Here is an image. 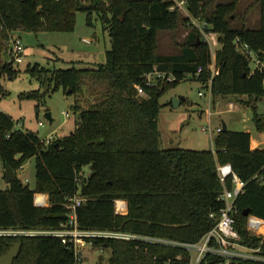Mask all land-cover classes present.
<instances>
[{"label": "trees", "instance_id": "16d2710c", "mask_svg": "<svg viewBox=\"0 0 264 264\" xmlns=\"http://www.w3.org/2000/svg\"><path fill=\"white\" fill-rule=\"evenodd\" d=\"M185 1L187 14L182 15L171 8L175 0H0V51L12 31L72 30L77 10L85 11L88 25L98 19L110 38L105 61L94 67L72 65L52 71L37 63L27 67L41 86H47L45 91L21 93L36 99V107L51 85V91L62 87L72 94L80 92L85 81L104 84L100 97L88 106L79 108L74 103L78 120L70 133L45 144L36 132L15 128L12 117L0 111V159L15 174L7 188L0 189V229L57 228L67 219V197L78 193L85 198L76 210L82 229L195 241L216 223L223 206L216 166L230 163L246 182L234 202L238 231L244 242L260 246L264 253V236L250 234L247 216L242 214L249 209L250 215L264 219V148H251V132L221 126L213 149L160 147L159 98L186 74L206 86L209 44L193 26L178 52H157L158 30H174L179 23L190 22V17L205 21L220 42L211 93L245 95L242 102L252 112L255 130L262 132L264 113L257 111L256 104L264 95V71L250 73L249 59L235 49L233 41L239 37L264 58V0H258L256 29L230 24L239 0L218 3L212 11L207 8L211 0ZM198 66L204 70L197 77ZM154 69L173 79L145 85L144 76ZM4 73L14 74L10 60L0 63V75ZM136 85L143 87L144 94L136 93ZM31 157L35 158L34 189L16 175ZM86 165L91 167L88 175L83 171ZM227 186L231 187L230 180ZM35 193L47 194L48 204L36 206ZM117 199L126 202V213L115 212ZM17 241L20 249L13 264H74L72 251L52 236L0 235V256ZM91 246L110 249L108 264H163L179 252L154 244L137 248L133 242L108 238L92 239Z\"/></svg>", "mask_w": 264, "mask_h": 264}, {"label": "rangeland", "instance_id": "374dc122", "mask_svg": "<svg viewBox=\"0 0 264 264\" xmlns=\"http://www.w3.org/2000/svg\"><path fill=\"white\" fill-rule=\"evenodd\" d=\"M229 0H211L208 11L216 4L227 3ZM180 14H186L180 10ZM182 14V15H183ZM230 19L232 26L244 24L256 29L259 27L260 5L258 0H239ZM193 28L190 22L179 23L174 30L157 31V52L173 54L180 50L188 32ZM9 35H17L24 45L23 60L12 62L13 75H0V111L8 114L14 120V127L23 131H33L44 139L51 135L54 138L70 133L78 120V111L74 103L83 108L97 100L104 91L103 83L85 81L77 93H64L59 87L55 91L52 85L44 99L36 107L37 100L22 97L21 93L34 89L45 91L46 85H40L37 75L27 71L28 66L37 63L39 66L52 71L65 69L72 65L77 67H94L105 61V51L110 48V38L98 19L93 18V24L86 23V13L82 10L75 12V23L69 31H12L3 41L0 51V63L9 62L5 53V41ZM216 36V35H214ZM217 45L211 44V52L216 51ZM250 68L253 64L250 63ZM202 91V95L199 94ZM172 98L179 100L173 105ZM241 98V99H240ZM242 99L246 96L213 95L201 81L191 75H185L175 87L165 91L159 98L161 104L158 115L160 132V147H182L194 150L213 149V138L217 134L215 128L226 124L228 130L250 131L253 139L260 141L264 147V131L255 130L251 120L252 112L245 106ZM257 111L264 113V95L257 101ZM50 112L52 121L45 117ZM39 122L42 124L39 125ZM210 126L213 132H209ZM253 142L251 145L253 146ZM35 158L27 159L16 171L17 177L34 189ZM85 175L91 172L90 165L83 167ZM4 168L0 159V189H6L8 183L3 177ZM122 200V199H119ZM124 201V200H122ZM247 223V222H246ZM264 233V232H263ZM262 234V233H261ZM109 248H92L88 244L83 249V262L86 264H108Z\"/></svg>", "mask_w": 264, "mask_h": 264}, {"label": "built area", "instance_id": "2783aa9c", "mask_svg": "<svg viewBox=\"0 0 264 264\" xmlns=\"http://www.w3.org/2000/svg\"><path fill=\"white\" fill-rule=\"evenodd\" d=\"M171 8L182 10L187 14L185 0H175V4ZM190 22L202 36V39L209 44V47L211 44H214L220 48L217 34L208 29V25L205 21L190 17ZM233 44L235 49L248 58L249 62L253 64V68H250V73L254 70L264 71V58H261L246 41L236 37ZM4 45L5 53L9 57L10 62H21L23 60L24 45L19 36L9 35V38L5 41ZM215 54L216 51L211 52V62L207 66L210 76L205 84L209 90L211 89V81L217 69L215 64ZM203 70L204 68L202 66H198L195 76L198 77ZM172 79V75H167L164 71L154 69L153 71L146 73L144 76V83L148 86H156L160 81H170ZM136 93L144 94L143 87L136 85ZM199 94L202 95V91H199ZM41 124L42 123L39 122V125ZM207 129L209 132H213L210 126H208ZM220 130V125L215 128V132ZM52 140L53 137L48 135L45 136L43 142L49 144ZM216 171L223 187L219 196L223 201V206L216 216V223L195 241L177 240L115 229H82L78 226L76 210L77 207L85 201V198L78 193L67 197L65 203V207L68 209L67 219L65 222L61 223L59 227H30L26 229L7 228L0 229V235L57 237L66 248L72 251L74 255V264H83V249L88 244H91V240L95 238L130 241L133 242L137 248H140L142 245L154 244L179 250L175 256L164 259L163 264L264 263V253L261 251L260 246L253 247L244 242L237 227L234 202L237 196L244 191L246 182L234 172L230 163L217 164ZM229 180L231 181V187L227 186ZM34 204L36 206H46L48 200L42 193H35ZM126 207L127 205L125 201L119 199L115 200L116 213H126ZM211 216H213V214H211ZM246 229L250 234L264 236V219L248 214Z\"/></svg>", "mask_w": 264, "mask_h": 264}, {"label": "water", "instance_id": "95a60500", "mask_svg": "<svg viewBox=\"0 0 264 264\" xmlns=\"http://www.w3.org/2000/svg\"><path fill=\"white\" fill-rule=\"evenodd\" d=\"M70 90L68 89L67 92H69ZM172 102L173 105H177L179 104V100H177L176 98H172ZM45 117L49 120L52 121L50 112L45 113ZM222 129L225 130L226 129V124L224 122H222ZM14 173L12 168L8 165L5 164L4 165V178L5 181L7 183H9L13 178H14ZM242 214L244 216H247L249 214V209H244L242 211ZM19 249H20V241L15 242L7 252H5L4 254H2L0 256V264H13L14 259L17 257L18 253H19Z\"/></svg>", "mask_w": 264, "mask_h": 264}, {"label": "crops", "instance_id": "0c3cea01", "mask_svg": "<svg viewBox=\"0 0 264 264\" xmlns=\"http://www.w3.org/2000/svg\"><path fill=\"white\" fill-rule=\"evenodd\" d=\"M261 141V140H260ZM260 141H257L256 139H253V137H252V135H251V142H253L254 144H253V146L251 145V148H259V147H263V146H260ZM264 148V147H263ZM4 168V167H3ZM3 177H4V174H3ZM46 198H47V200H48V196H47V194H43Z\"/></svg>", "mask_w": 264, "mask_h": 264}]
</instances>
